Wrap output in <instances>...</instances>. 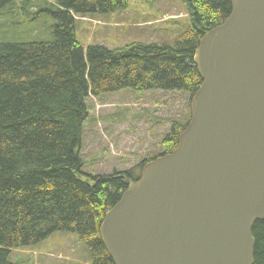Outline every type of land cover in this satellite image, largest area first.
<instances>
[{"label":"trees","instance_id":"16d2710c","mask_svg":"<svg viewBox=\"0 0 264 264\" xmlns=\"http://www.w3.org/2000/svg\"><path fill=\"white\" fill-rule=\"evenodd\" d=\"M128 1L0 0V15L19 9L30 12L28 22L41 14L53 20L49 41L0 43V264H14L12 249L37 245L56 232L75 234L91 264H114L100 224L140 171L79 178L86 100L124 90L191 97L202 83L194 52L231 12L229 0H188L189 26L171 42L113 49L78 42L76 18L113 14ZM184 121H173L158 156L176 149ZM252 236L254 264H264V220L254 223Z\"/></svg>","mask_w":264,"mask_h":264},{"label":"water","instance_id":"95a60500","mask_svg":"<svg viewBox=\"0 0 264 264\" xmlns=\"http://www.w3.org/2000/svg\"><path fill=\"white\" fill-rule=\"evenodd\" d=\"M193 56L202 83L169 154L106 212L114 264H254L264 220V0H229Z\"/></svg>","mask_w":264,"mask_h":264},{"label":"rangeland","instance_id":"374dc122","mask_svg":"<svg viewBox=\"0 0 264 264\" xmlns=\"http://www.w3.org/2000/svg\"><path fill=\"white\" fill-rule=\"evenodd\" d=\"M187 1L129 0L127 8L116 13L79 18L76 39L84 47L101 45L109 49L130 42H171L189 26ZM29 13L21 14L16 9L0 15V43L52 39V18L41 14L28 22ZM189 99V95L178 92L131 90L88 97L89 116L78 149L84 162L79 178L87 180L129 169L138 173L140 168L136 167L141 162L163 152L162 140L173 121L188 123ZM9 261L91 264L88 248L75 234L66 232L53 233L34 247L12 250Z\"/></svg>","mask_w":264,"mask_h":264}]
</instances>
